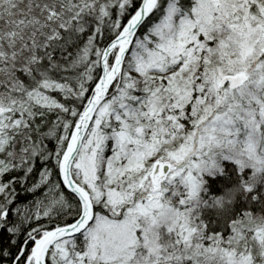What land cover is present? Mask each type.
I'll use <instances>...</instances> for the list:
<instances>
[{
    "label": "snow or ice",
    "instance_id": "obj_1",
    "mask_svg": "<svg viewBox=\"0 0 264 264\" xmlns=\"http://www.w3.org/2000/svg\"><path fill=\"white\" fill-rule=\"evenodd\" d=\"M0 264H264V0H0Z\"/></svg>",
    "mask_w": 264,
    "mask_h": 264
}]
</instances>
